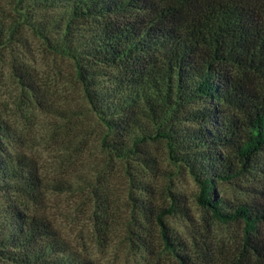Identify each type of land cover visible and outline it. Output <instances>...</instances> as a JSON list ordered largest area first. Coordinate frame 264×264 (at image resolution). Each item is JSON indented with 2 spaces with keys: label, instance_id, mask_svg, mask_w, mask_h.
I'll list each match as a JSON object with an SVG mask.
<instances>
[{
  "label": "trees",
  "instance_id": "obj_1",
  "mask_svg": "<svg viewBox=\"0 0 264 264\" xmlns=\"http://www.w3.org/2000/svg\"><path fill=\"white\" fill-rule=\"evenodd\" d=\"M24 9L44 46L73 63L104 147L127 156L164 143L197 182V202L220 222L244 223L243 249L190 252L156 212L177 264H264V201L233 206L216 195L218 182L255 169L264 148V0H25ZM7 134L0 116V192L34 199L37 171L7 152ZM0 259L93 264L14 202L0 219Z\"/></svg>",
  "mask_w": 264,
  "mask_h": 264
},
{
  "label": "rangeland",
  "instance_id": "obj_2",
  "mask_svg": "<svg viewBox=\"0 0 264 264\" xmlns=\"http://www.w3.org/2000/svg\"><path fill=\"white\" fill-rule=\"evenodd\" d=\"M24 4L0 0V116L8 127L7 152L34 166L40 188L34 199L0 192V219L8 202L44 216L72 252L93 264H177L162 243L156 212L190 252L202 243L223 252L243 249L244 223L213 218L197 202V182L169 159L164 143L127 156L104 147L105 127L73 63L25 24ZM256 162L255 169L218 182L216 195L233 206L262 203L264 148ZM257 232L264 239V224Z\"/></svg>",
  "mask_w": 264,
  "mask_h": 264
}]
</instances>
